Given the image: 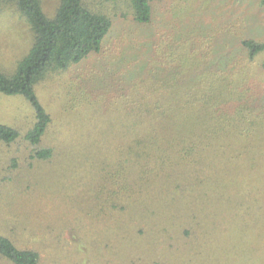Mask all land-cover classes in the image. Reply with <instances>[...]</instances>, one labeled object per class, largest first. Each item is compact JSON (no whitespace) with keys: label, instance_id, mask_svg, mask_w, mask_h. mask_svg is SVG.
Returning <instances> with one entry per match:
<instances>
[{"label":"rangeland","instance_id":"obj_1","mask_svg":"<svg viewBox=\"0 0 264 264\" xmlns=\"http://www.w3.org/2000/svg\"><path fill=\"white\" fill-rule=\"evenodd\" d=\"M84 1L113 27L100 53L34 87L51 117L38 144L26 139L32 102L0 93V124L19 135L0 139V236L38 264H264V51L252 60L243 44L264 43V0H158L149 24L132 20L129 0ZM59 6L43 0L51 18ZM33 43L6 7L0 71L13 76ZM155 99L174 117L190 104L174 134L192 160L178 167L174 201L162 196L152 215L148 199L118 195L100 174L128 177V110L144 115Z\"/></svg>","mask_w":264,"mask_h":264},{"label":"trees","instance_id":"obj_2","mask_svg":"<svg viewBox=\"0 0 264 264\" xmlns=\"http://www.w3.org/2000/svg\"><path fill=\"white\" fill-rule=\"evenodd\" d=\"M156 1L158 0H129L128 15L139 24H149ZM6 7L14 8L21 18L26 20L33 32L34 43L29 53L19 62L13 76L8 77L0 71V93L22 95L32 102L37 113V123L26 139L36 145L51 123V117L40 104L34 87L47 74L66 72L90 54L100 53L104 40L112 30L113 22L109 15L91 10L84 0H60V6L52 18L45 13L43 0H0V16ZM243 44L249 50L252 60L264 51V43L255 40H244ZM183 75L182 73L180 78H183ZM200 76L206 77V73ZM197 80L196 78L193 82L199 83ZM151 96H154L153 92ZM148 102L153 104L149 106L146 102L149 109L145 108V116L140 114L141 107L132 106V109L128 110L132 116L130 131L136 134L130 136L123 149V155L120 153L119 161L128 171V177L124 171L123 173L117 168H112L109 172L108 168L103 169L100 175H106L112 181L114 191L118 195L126 188L125 195L129 200L148 199L149 202L144 205L148 206L150 214L155 215V207L160 209L162 196L168 197L170 203L174 201L175 192L177 193L180 185L179 165L192 160V153L184 149L183 140L187 138L186 135L174 134V126L184 124L187 120L186 110L192 108L190 106L188 109L187 105L190 104L185 103L180 114L174 117L169 114L173 104L161 105L158 99ZM193 106L195 107L194 104ZM18 137L15 129L0 124L1 140L12 143ZM181 146L183 152H179ZM123 179L126 180L124 184ZM0 255L14 264L40 262L39 253L21 250L3 236H0Z\"/></svg>","mask_w":264,"mask_h":264}]
</instances>
